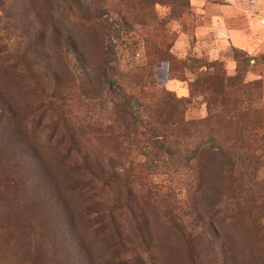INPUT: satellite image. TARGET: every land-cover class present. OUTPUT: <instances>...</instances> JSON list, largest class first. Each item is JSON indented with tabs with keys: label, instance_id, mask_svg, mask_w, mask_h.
Returning a JSON list of instances; mask_svg holds the SVG:
<instances>
[{
	"label": "rangeland",
	"instance_id": "374dc122",
	"mask_svg": "<svg viewBox=\"0 0 264 264\" xmlns=\"http://www.w3.org/2000/svg\"><path fill=\"white\" fill-rule=\"evenodd\" d=\"M225 3L0 0V264H65L41 175L77 264H192L174 219L196 264H264V16L238 47L214 32ZM126 185L119 238L103 207Z\"/></svg>",
	"mask_w": 264,
	"mask_h": 264
},
{
	"label": "trees",
	"instance_id": "16d2710c",
	"mask_svg": "<svg viewBox=\"0 0 264 264\" xmlns=\"http://www.w3.org/2000/svg\"><path fill=\"white\" fill-rule=\"evenodd\" d=\"M122 19H123L124 24L128 23L124 16L122 17ZM83 167L91 171V173L93 174V177H92L93 179L103 180V179H111V178L116 177L115 174L111 176H107L103 168L101 167V165H99L97 161L92 160L88 157L85 158ZM39 180L42 183V186L41 188L38 187L40 190L36 193L35 197L37 201L41 202L40 206L45 211L44 212L45 216L47 215L46 219H44L45 226L54 235L53 240L60 243V248H62L64 251L63 253V251L61 250L64 255V263L65 264H77V260L75 259L76 256L74 254H76L78 250V246L76 244L78 235L76 232L74 221L72 220L69 214L66 215L64 212H59L60 203L58 199L55 197L54 192L51 191V185L46 181L45 183L43 182L44 179L42 175L39 178ZM125 190L126 191H125L124 200H122L119 203H115L111 206L103 207L106 210L109 218L111 219L112 224L114 225L115 233L118 235L119 238H122L123 235L120 230V225L118 223V220L115 217V213H114L115 210H119V209L126 207L132 216L134 217L137 216L136 209L132 205L131 200H130L131 189L129 185H126ZM40 191H45V194L42 195ZM53 210L58 212V216L61 218L60 221L58 222L53 221L52 219L53 213L51 212ZM47 211H48V214H47ZM173 223L182 232L186 240L191 263L196 264L195 255L197 254V248H196V244L192 236L194 233H198V230L197 229L189 230L187 226L180 220L174 219ZM200 227H201L200 231L206 230V226L203 223H200ZM62 242H64V244H62Z\"/></svg>",
	"mask_w": 264,
	"mask_h": 264
},
{
	"label": "crops",
	"instance_id": "0c3cea01",
	"mask_svg": "<svg viewBox=\"0 0 264 264\" xmlns=\"http://www.w3.org/2000/svg\"><path fill=\"white\" fill-rule=\"evenodd\" d=\"M193 3L198 5H205L208 0H191ZM226 3L222 6L226 10H220L217 13L213 14V22L215 24L214 26V32L218 33L221 37V40L224 39H231L233 41L235 46L243 47L241 45L244 44V42H247V40H261L260 36L254 34V36H251L250 39L247 35L244 34V32H248L247 26L249 24L248 18L252 17L253 15L264 16V0H259L258 4L253 5L248 0H225ZM258 11V12H256ZM236 16L237 18H240V21L233 22L232 25L228 23L226 20V17L228 16ZM247 24V25H246ZM264 31V26L262 27ZM247 39L245 40L244 39ZM241 43V44H239ZM247 47V46H246Z\"/></svg>",
	"mask_w": 264,
	"mask_h": 264
}]
</instances>
